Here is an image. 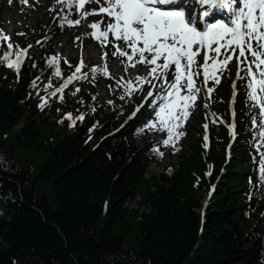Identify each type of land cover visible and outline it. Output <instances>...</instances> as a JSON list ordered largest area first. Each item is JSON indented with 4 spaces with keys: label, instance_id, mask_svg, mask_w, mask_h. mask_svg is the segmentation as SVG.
<instances>
[{
    "label": "trees",
    "instance_id": "obj_1",
    "mask_svg": "<svg viewBox=\"0 0 264 264\" xmlns=\"http://www.w3.org/2000/svg\"><path fill=\"white\" fill-rule=\"evenodd\" d=\"M37 73L29 63L15 78L0 61V264H264V187L251 171L249 133L204 212L207 161L211 180L225 162L223 126H213L208 153L199 139L180 152L195 150L187 164L147 180L151 147L138 145L139 118L119 129L117 108L99 106L69 128L61 112L85 107L69 91L41 110ZM239 108L243 125L252 116L244 94ZM137 195L139 220L126 207Z\"/></svg>",
    "mask_w": 264,
    "mask_h": 264
},
{
    "label": "snow or ice",
    "instance_id": "obj_2",
    "mask_svg": "<svg viewBox=\"0 0 264 264\" xmlns=\"http://www.w3.org/2000/svg\"><path fill=\"white\" fill-rule=\"evenodd\" d=\"M92 2L99 4V7L85 10L86 0H55L56 4L66 3L67 7L56 12L54 19H58L59 26L64 27L65 24H80L81 15L88 17L93 13L106 14L90 23V36L101 45L109 47L113 43L110 37H114L119 43H116L111 55L120 54L127 62L133 65L142 64L147 69L144 74H137L134 81L121 78L114 86L116 89L122 87V98L142 91L144 85L149 86L144 101L150 100V104L156 106L152 109L154 116L138 131L149 128L153 131L166 130L162 145H175L184 135L178 129L185 118L189 117L192 102L197 99L196 94L201 90L195 79L201 75L200 70L202 69L204 82L215 80L218 69L227 65L237 47L238 63L248 78L249 96L256 101L260 115L264 118V0H180L179 5L171 7L160 5L173 4L174 0H103V3L101 0H87V3ZM190 4H197V8L189 11ZM74 7L77 18H69ZM217 7L226 9L227 15L209 22L207 18ZM2 33L3 30L0 29V34ZM0 38L8 41L7 36ZM31 47V44L26 47L19 44L14 46L13 42L8 41V50L3 51L0 60L6 61L7 66L19 74ZM198 54L203 55L202 64L197 62ZM103 55L107 57L108 53ZM240 57H244V60L241 61ZM56 59V55L50 57V61ZM83 66L84 61L81 59L64 83L52 89L51 96L55 97L60 93L59 98L64 99V87L77 78V74H80L81 79L91 75L93 81L101 74L102 66L92 65L90 73L83 72ZM124 67L127 68V63ZM102 71L107 74L109 69L102 67ZM55 73L57 76L62 75L59 67H56ZM51 84L52 81L49 80L45 89ZM32 86L36 87L35 79ZM36 90L40 91L39 88ZM212 90L208 88L209 93ZM76 91H79L78 86ZM39 99L41 108L50 102L47 92ZM144 106L143 103L137 105L129 119ZM65 115L71 117V113ZM83 116L81 113L78 118L83 119ZM253 122L256 123L255 118ZM72 123L75 124V120H72ZM258 127V135L264 142V119ZM207 139L205 136V140ZM151 151L163 155L159 143L155 144ZM260 165L261 179L264 180V159H261Z\"/></svg>",
    "mask_w": 264,
    "mask_h": 264
},
{
    "label": "rangeland",
    "instance_id": "obj_3",
    "mask_svg": "<svg viewBox=\"0 0 264 264\" xmlns=\"http://www.w3.org/2000/svg\"><path fill=\"white\" fill-rule=\"evenodd\" d=\"M33 7L34 6L27 7L26 4L18 3V5L15 4V8H12V7L8 8L6 5V2L3 0L0 2V13L4 16L6 23L7 24L9 23L12 27H15L16 29H23V28L28 29V28L35 27L37 24L38 25L50 24V22L52 20L51 12L48 11L46 17L39 14L37 16V18L34 19L31 12H33L36 9H34ZM28 10L30 13L28 15H26V12ZM65 39H67V42H66L67 45L66 46L69 50V53L73 54V52H72L73 50H71L72 41H71V38L68 34L58 35L57 36L58 42L56 41L54 46L56 47V49H58V47H60V45H61V42H64ZM68 41H69V43H68ZM94 59H96V57ZM97 94L100 96V98L106 99L107 91L106 90L104 91V89L102 87H99L97 90ZM198 110H199V107L195 110L194 114H196L198 112ZM192 124H193V118L191 117L188 121V125H192ZM190 138H191V136H190ZM190 138H189V140H190ZM153 139L155 140V143H157L156 141L158 140V137L154 138L153 136H150V140H153ZM171 161H172V159L171 158L169 159V157L164 158L165 163L162 164L161 162H159L160 164L158 165L157 168H154V167L152 168V173L161 172L163 170L164 165L171 162ZM148 176H150V173L148 174ZM201 194L204 196V198L207 199V198L212 197L213 191L209 192L208 187H207L203 190V192ZM138 199L131 201L128 209L130 211H136V213L138 212L137 219L139 220L140 218H142V213L146 209H145V206L142 204V202H139Z\"/></svg>",
    "mask_w": 264,
    "mask_h": 264
},
{
    "label": "bare ground",
    "instance_id": "obj_4",
    "mask_svg": "<svg viewBox=\"0 0 264 264\" xmlns=\"http://www.w3.org/2000/svg\"><path fill=\"white\" fill-rule=\"evenodd\" d=\"M54 4H53V0H47V2L38 10V14H40V15H42V16H44V17H46L47 16V13H46V10L48 9V7L49 6H53ZM50 8H53V7H50ZM26 15H28L27 13H26ZM35 15H37V14H35ZM91 15H89L88 17H90ZM35 17V16H34ZM88 17H84L85 19H87ZM91 23V22H90ZM90 23L88 24V25H86V23L85 22H81L80 23V25H81V27H80V34H82L83 36L84 35H86V36H89L90 35V31L89 30H87V27H89L90 28ZM76 30H78L77 29V27H76ZM79 31V30H78ZM69 43V42H68ZM74 46H75V44H73L72 46H71V48H74ZM62 49H68V48H64V47H61ZM84 52V50H82V51H80V53H83ZM93 52H94V48L93 47H90V46H88L87 45V49H86V54H87V59H91V57H93ZM95 56V55H94ZM116 64H117V62H116ZM96 88H98V87H96ZM87 95L88 96H91V92H87ZM95 95L96 96H98V94L97 93H95ZM60 119V118H59ZM140 143H145V141H141ZM155 145V143L154 144H152V146H154ZM188 150H184V152H187ZM194 154H195V150H193L191 153H189V154H184L182 157H181V155L180 156H178V158L177 159H175V160H173V163L175 164V165H177V166H180V165H182L183 163H184V161L185 160H187V159H191V158H193L194 157ZM149 164H148V169H147V171H146V173L147 174H149L150 173V176L149 177H153V176H155V175H158V174H154V173H152V168L154 167V168H157L158 167V165L160 164L159 162H158V160H156L155 159V161L153 160V158L152 157H150L149 158ZM162 164H164L165 162H161ZM185 164H187L186 163V161H185V163H184V165ZM165 166V168L164 169H170V170H173V165H171L170 163H167V164H165L164 165ZM137 196H139V195H137ZM140 201H141V199H139ZM126 207H127V205H126ZM2 214H0V216H1Z\"/></svg>",
    "mask_w": 264,
    "mask_h": 264
}]
</instances>
